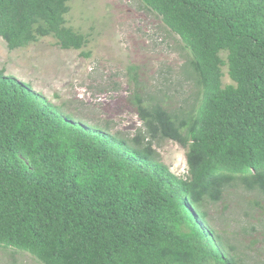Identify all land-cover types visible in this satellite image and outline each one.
Segmentation results:
<instances>
[{"label": "trees", "instance_id": "1", "mask_svg": "<svg viewBox=\"0 0 264 264\" xmlns=\"http://www.w3.org/2000/svg\"><path fill=\"white\" fill-rule=\"evenodd\" d=\"M68 1L0 0V37L9 49L44 36L80 49ZM141 1L191 53L200 102L179 114L136 93L142 127L121 137L0 68V245L41 264H244L206 206L229 187L264 196V0ZM159 138L185 148L184 177L162 162Z\"/></svg>", "mask_w": 264, "mask_h": 264}, {"label": "rangeland", "instance_id": "2", "mask_svg": "<svg viewBox=\"0 0 264 264\" xmlns=\"http://www.w3.org/2000/svg\"><path fill=\"white\" fill-rule=\"evenodd\" d=\"M66 24L87 37L80 49H64L44 36L9 49L0 37V68L45 96L76 122L103 132L132 136L142 127L136 93L177 113L194 110L201 87L188 74L191 53L161 16L141 0H69ZM186 65V66H185ZM223 82L230 83L226 67ZM163 163L187 174L185 148L168 138L154 141ZM208 220L226 249L244 264H264V196L229 187L206 206ZM0 264H41L29 252L0 245Z\"/></svg>", "mask_w": 264, "mask_h": 264}]
</instances>
